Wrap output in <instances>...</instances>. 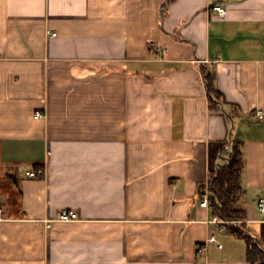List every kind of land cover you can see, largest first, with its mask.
Returning <instances> with one entry per match:
<instances>
[{
    "label": "crops",
    "instance_id": "0c3cea01",
    "mask_svg": "<svg viewBox=\"0 0 264 264\" xmlns=\"http://www.w3.org/2000/svg\"><path fill=\"white\" fill-rule=\"evenodd\" d=\"M258 113L264 0H0V264H250L201 203L239 141L264 232Z\"/></svg>",
    "mask_w": 264,
    "mask_h": 264
},
{
    "label": "trees",
    "instance_id": "16d2710c",
    "mask_svg": "<svg viewBox=\"0 0 264 264\" xmlns=\"http://www.w3.org/2000/svg\"><path fill=\"white\" fill-rule=\"evenodd\" d=\"M205 83L210 96V108L219 110L220 95L215 88V75L204 72ZM227 163L220 166L211 177L210 206L213 216H218L224 221H241L240 226L231 225L229 232L248 245L247 260L250 264H264V232L258 239L251 236L244 221L247 213L242 207L244 191L241 177L245 168V158L240 147V142L233 140L228 149L223 150Z\"/></svg>",
    "mask_w": 264,
    "mask_h": 264
},
{
    "label": "built area",
    "instance_id": "2783aa9c",
    "mask_svg": "<svg viewBox=\"0 0 264 264\" xmlns=\"http://www.w3.org/2000/svg\"><path fill=\"white\" fill-rule=\"evenodd\" d=\"M212 12L218 14L220 17L225 18L227 16V11L225 8L219 5H215L212 7ZM55 36V35H54ZM258 119L263 120L264 114L258 113L257 114ZM43 118V115L41 113L36 115V119ZM44 174L43 170H38L37 172H28L27 176L29 178H37L39 176H42ZM201 207L209 209L210 208V187L207 186V189L202 194V203ZM258 212L259 214L264 218V195L260 198L258 202ZM79 220L78 213L76 211H62L58 218L55 220V222H61V223H70L75 222ZM264 223L263 221H261ZM210 223L215 224L223 231H228L231 225L240 226L241 221H224L218 216H215L211 219ZM52 221L48 223V227H51ZM219 248H222L219 246ZM200 251H205V247L201 248Z\"/></svg>",
    "mask_w": 264,
    "mask_h": 264
}]
</instances>
